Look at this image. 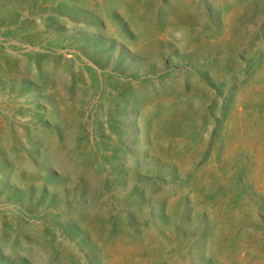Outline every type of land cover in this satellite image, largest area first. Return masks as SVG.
<instances>
[{"label":"rangeland","instance_id":"1","mask_svg":"<svg viewBox=\"0 0 264 264\" xmlns=\"http://www.w3.org/2000/svg\"><path fill=\"white\" fill-rule=\"evenodd\" d=\"M0 264H264V0H0Z\"/></svg>","mask_w":264,"mask_h":264}]
</instances>
